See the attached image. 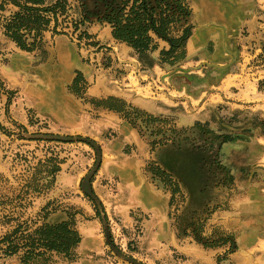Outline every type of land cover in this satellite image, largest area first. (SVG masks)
Masks as SVG:
<instances>
[{"label":"rangeland","instance_id":"1","mask_svg":"<svg viewBox=\"0 0 264 264\" xmlns=\"http://www.w3.org/2000/svg\"><path fill=\"white\" fill-rule=\"evenodd\" d=\"M64 1L73 14L79 4L98 11L96 0ZM150 2L157 14L178 2L188 13H176L171 37L190 28L185 0ZM261 6L264 21V0ZM86 29L87 43L47 31L29 52L8 43L0 26V239L63 223L80 236L72 257L46 251L29 263L22 237L15 253L0 244V264H264V249L249 248L264 226L224 224L232 190L264 155V142L254 143L264 139V33L258 46H239L229 59L227 99L207 82L216 67L187 59L186 41L168 57L171 44L153 33V48L138 53L97 16ZM14 59L36 76L31 91L8 74ZM52 90L66 113L45 100ZM235 92L253 95L263 109L228 104ZM127 162L137 176L123 175ZM256 171L257 181L264 175ZM146 182L168 198L165 225L141 204Z\"/></svg>","mask_w":264,"mask_h":264},{"label":"crops","instance_id":"2","mask_svg":"<svg viewBox=\"0 0 264 264\" xmlns=\"http://www.w3.org/2000/svg\"><path fill=\"white\" fill-rule=\"evenodd\" d=\"M185 1L191 11L189 16L191 29L190 36L186 40L184 46L187 59L200 60L208 63L209 66L216 67V72L213 75L217 76H213V79H207V82L214 85V87L216 86L217 89L220 90V92L214 94L219 95L221 98H231L229 95L227 96L223 90V83L227 76H230V72L227 71L229 65H231V60L229 59H232L233 52H236L239 46H242V48L258 46V43L255 41L264 33V21L261 19L260 11L262 0ZM110 32L112 36V29ZM47 34L48 32L44 33V41ZM4 39L15 48L21 50L9 38L4 36ZM64 48V44H57V56L59 57V60L62 61V65H66V62L64 61ZM167 49L168 46H165V50ZM15 66L22 69L16 70L14 68ZM31 71L32 70L26 65L23 59H14L8 74L12 79L17 80V82L31 91V88L35 86L33 81L36 80V76L31 75ZM232 73L233 72H231V74ZM41 74L42 73H40L38 77ZM238 74L241 73H236L235 75ZM210 86L211 85H209V87ZM199 98L202 99V95ZM232 99L235 102L227 103L236 104L241 107H245V104H254L253 107H246L263 109L262 104L251 94L235 92V96H233ZM45 100L51 104L53 109L56 110V108H58V112L62 114L66 110L64 100H61L53 90ZM261 116L264 117V113H261ZM261 140L264 142V139L256 138L254 143L261 142ZM230 145L231 143H225L223 147L228 149ZM228 161L229 160H226L227 164ZM127 163L128 165L131 164V162ZM252 166L253 168L249 170L250 175L242 179V188L232 190L236 196L231 201L232 205L230 209L228 208L226 210L225 223L223 221L226 227L228 224L233 225L232 227L235 225V228L249 225L253 227H260V225L264 226V176L257 181L255 178L252 179L256 170V172H262L264 175V155L257 159V163H252ZM259 167H263V170ZM121 172L125 177L129 172H133V174L136 175L133 170V165L121 169ZM222 194L223 197L227 196L228 191L226 190ZM139 196L143 208L147 209V211L155 212L156 217L160 219L159 221L161 224L165 225L167 222L166 214L168 209V198L163 191L155 189L154 186L146 182L140 185ZM254 244L255 245L249 247L251 251L257 248L264 249V235L258 237ZM250 257L251 256H249V258Z\"/></svg>","mask_w":264,"mask_h":264},{"label":"trees","instance_id":"3","mask_svg":"<svg viewBox=\"0 0 264 264\" xmlns=\"http://www.w3.org/2000/svg\"><path fill=\"white\" fill-rule=\"evenodd\" d=\"M98 1H101L108 11L99 20L109 24L115 40L126 43L138 53L153 48L151 46L153 33L169 41L171 48L164 52V55L171 57L190 35V28L185 29L179 38L171 37L169 32L171 24L179 18L177 12L181 11L188 15L179 2L177 6L167 4L166 8L157 14L150 0ZM8 6H13L16 10L11 11L9 16H4L2 12ZM72 11L73 8L64 0H57L50 6H44L43 0H1L0 26L6 38L12 40L21 50L29 52L41 46L44 33L47 31L54 34H70L79 40V43H87L92 38L86 29L91 14L87 12L85 4L76 7L74 10L76 14ZM17 233L18 229L7 234L0 239V244L7 245L5 253H15L20 247L19 241L22 237L24 243L21 246L26 247L22 255L24 263L43 256L46 251L72 257L73 248L80 242L78 232L70 223L40 227L25 236L18 237Z\"/></svg>","mask_w":264,"mask_h":264},{"label":"flooded vegetation","instance_id":"4","mask_svg":"<svg viewBox=\"0 0 264 264\" xmlns=\"http://www.w3.org/2000/svg\"><path fill=\"white\" fill-rule=\"evenodd\" d=\"M96 1H97V4H96V7H94V10L98 9V11L95 10L93 12L92 10L89 9V7L87 5H85V6H86L87 12H89L91 14L90 16H94V17L97 16L98 18H100V17L104 16V14H106V12H108V11L101 1H98V0H96ZM99 3L102 4V8L100 7Z\"/></svg>","mask_w":264,"mask_h":264}]
</instances>
